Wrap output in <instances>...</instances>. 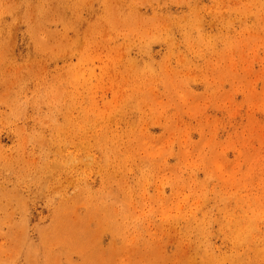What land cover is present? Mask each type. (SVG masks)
I'll list each match as a JSON object with an SVG mask.
<instances>
[{
	"label": "rangeland",
	"instance_id": "obj_1",
	"mask_svg": "<svg viewBox=\"0 0 264 264\" xmlns=\"http://www.w3.org/2000/svg\"><path fill=\"white\" fill-rule=\"evenodd\" d=\"M0 264H264V0H0Z\"/></svg>",
	"mask_w": 264,
	"mask_h": 264
}]
</instances>
